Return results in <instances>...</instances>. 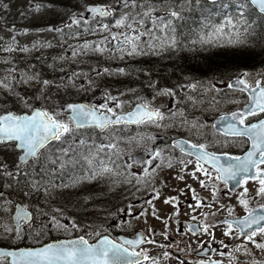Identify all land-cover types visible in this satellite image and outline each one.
Returning <instances> with one entry per match:
<instances>
[{
	"label": "rangeland",
	"instance_id": "obj_1",
	"mask_svg": "<svg viewBox=\"0 0 264 264\" xmlns=\"http://www.w3.org/2000/svg\"><path fill=\"white\" fill-rule=\"evenodd\" d=\"M69 1L71 0H0V80H5L6 83L10 84L9 89L0 87L2 110L4 106H8L15 112L28 111L33 107L34 102H37V106L55 111L57 110L55 105L82 99H87L91 103H98V105L107 103L108 107L114 108L116 111L131 107L141 97L139 92L135 90V85L133 86L134 89H124L125 81L137 75L124 70L126 65L123 66L125 64L123 59L124 57L141 55L149 47H143L145 37L140 36L139 40L136 41L138 47L135 52H131V45L118 50L116 48L117 42L113 41L111 36L127 32L129 29L126 26L118 27L116 21L122 15L131 17L134 14H142L149 7L153 9L151 16H156L155 18L170 17L171 10H176L180 14L184 13L189 3L188 0H137V7L132 5L125 7L119 6L118 0H73L71 5ZM59 2L66 5L67 11L68 7H71L72 12L63 13L60 11ZM94 2L110 5L113 8V20L116 14H118V18L109 23H104L101 19L88 20L83 9L87 3ZM178 4L183 7H179ZM38 5L39 8H37ZM56 15L63 16V20L55 21ZM77 18L81 20L79 25L73 23V20ZM104 24L108 25L107 30L102 27ZM69 25L71 26L69 27ZM59 27L62 31L48 30L49 28L59 29ZM134 27L140 28L145 34L148 33L143 25H134ZM219 36L224 38L230 35H227L221 26H215V29L210 30L206 38L217 40ZM101 41H103L102 45L100 44ZM86 43L90 45L87 49L82 47ZM98 45L104 48L103 52L96 50ZM9 46L12 47V51L6 50ZM24 48H27L28 51H22ZM177 49L179 50V47ZM160 51L161 45L159 43V47L154 46V52ZM74 52L75 55H73ZM113 62L117 64L115 68H113ZM105 69L108 71H104ZM23 76H36L38 79L28 83L19 82ZM44 80L50 81L46 88L41 83ZM133 83L137 85L136 81ZM214 84L208 87L195 85L192 89L193 105L197 103L196 98H199V108H208L209 102L201 97L213 90L212 93H214L215 89H211ZM105 94H110L115 100L108 102L105 99ZM21 97L27 98L28 106L21 102ZM166 99L167 95L160 92L154 101L162 103ZM214 107H218V104ZM60 117L65 118L63 115ZM166 120L169 123L172 122L170 117H167ZM156 129L158 130V127ZM97 132L90 130L74 133L71 140L66 136L60 142L68 141L64 142V145L65 149H69V153H76V150L80 148L84 154V159L86 156H92L93 145H98L95 149L97 152V148L100 146L115 144L114 149L105 147L104 151L110 150L113 157L118 156L117 161H126L136 148L143 146V140L138 135L135 136L134 134L133 137L128 138L123 135L120 129L111 128L100 134ZM80 139L86 141V146L79 144ZM47 153L48 151L45 154ZM16 157L17 152L11 144L0 146V163L8 165L4 169L5 172L9 171L15 164ZM42 160L43 156L41 157ZM47 165L46 162L45 168L48 170ZM86 165L89 167H86L84 173L71 172L73 171L72 168L65 166V172L64 169H59L57 175L53 172L44 175L40 168V162L30 161L21 171L34 169L33 177L38 181L43 177L42 182L47 187V192L43 189L40 192L32 191L29 187L30 180L26 176L21 175L13 178L0 175V192L3 193V196H0V244L13 247L37 246L48 238L70 237L77 234H83L94 240L104 233L113 235V227L117 230L120 229L121 232H133L135 229H139L147 231L149 236L156 241L155 244H151L152 249H154L153 257L146 260L144 264H152L153 261L158 262V264H184L193 259L192 250L198 244L216 242V245L221 247L220 242L223 241L229 247H237L247 243V241H238L235 231L232 236H225L222 225L209 229L214 234L215 239L205 233L201 235L191 234L184 227V223L193 220V216L202 224L218 223L214 219H210L211 213L214 212L212 207L193 209L186 205L185 208L179 210L178 216L174 215L176 211L174 206L166 204L164 201L169 197L180 196V190L175 194L174 191L163 189L158 198H154L145 206L140 203L144 197L134 194L132 197L133 204L129 205L132 208L126 209L120 215L117 216L119 212L115 211L113 215L103 217L100 212L92 208L90 211L88 210L89 215L87 217L89 220L78 223L72 215L70 217L67 204L70 201L78 200L87 203L91 196L103 199V196L108 193L107 180L122 174L118 170L121 167L120 164L111 163L110 165L108 163L106 164L107 167L112 168L113 172L93 177L92 170L97 169L96 161L92 158V164L86 162ZM71 166L73 167V165ZM53 168L58 169V165H53ZM165 179L167 178L165 177ZM170 180L176 182L175 179ZM162 181H164L163 178L157 182L160 184ZM92 185H95L94 188ZM133 190L136 191V189ZM144 193L147 195L148 189H145ZM239 193L226 195V199L220 202L225 206V210H221L219 215L228 214V207H231L233 213L236 214L245 212L237 200ZM16 203L22 204L34 213L31 225H25L27 231L24 232L23 239H16L11 233H4L2 227L3 225L13 226L12 215ZM57 205H60V208H56ZM153 209H155L156 215H153ZM204 214L207 215V219H205ZM53 218L60 224L74 226L67 230L58 228L53 222ZM179 223L183 225V232L181 233L177 231ZM168 233L174 240L167 236ZM164 239L170 243L163 244L162 240L164 241ZM157 244L159 245L156 247ZM160 245H164V247ZM159 248L164 251H159ZM170 251L175 254V259L171 262L170 259L167 261L168 256L165 257L164 255L166 252L169 254ZM2 264H6V260Z\"/></svg>",
	"mask_w": 264,
	"mask_h": 264
},
{
	"label": "snow or ice",
	"instance_id": "obj_2",
	"mask_svg": "<svg viewBox=\"0 0 264 264\" xmlns=\"http://www.w3.org/2000/svg\"><path fill=\"white\" fill-rule=\"evenodd\" d=\"M251 4L258 6L261 12H264V0H251ZM132 5L137 7V0H124V6L128 7ZM6 7V5H5ZM39 8V5L37 6ZM93 15H99L101 17L108 16L111 14L109 9L104 7H91L88 9ZM153 9L151 7L144 10L142 14H134L131 17L128 15H122L120 19L116 21L118 27H127L129 31L117 33L112 35L111 39L116 41V48L122 50L125 46L131 45V52L137 50L136 41L139 40L142 32L140 28L134 27V25H143L145 18L152 19L153 28L159 27L161 30L172 28V20L159 18H152L151 13ZM169 16L172 18L180 19V13L176 10H171ZM73 23L79 25L81 20L79 18L74 19ZM86 23V21H85ZM227 24L231 25L232 21L228 20ZM71 25H69L70 27ZM102 27L107 30L108 25L104 24ZM235 27V26H233ZM49 31H62L61 29L49 28ZM219 31V30H218ZM230 44L237 47L243 44L241 40H229ZM103 44V41L100 42ZM172 46H175L174 39L172 40ZM83 48L87 49L90 47L89 44L82 45ZM7 51H12V47L9 46ZM97 51L103 52L104 48L99 45L96 48ZM22 51H28L27 48ZM76 53L74 52L73 55ZM104 71H108L105 69ZM7 79V78H5ZM38 77L23 76L21 81L28 83L31 80H37ZM46 88L50 81L44 80L41 82ZM237 85H242L241 91L249 89L252 93L250 105L246 110H240L233 112L230 115L220 117V121L224 126V134L234 138H245L250 142L249 150L243 156H234L228 153H210L208 151V145L196 144L190 141H179L174 142L172 147H179L182 152H186L189 157H194L188 161H181L185 164V167L189 163L195 164V170L191 172L194 179L200 180L196 175L197 172L201 173L204 177H207L212 182L213 191V202L204 203L202 202L195 189H190L192 192L193 200L195 204L189 205V207L196 209L201 207L211 208L213 203H219L216 199L217 193V182L228 185L229 182H234L236 185H247L249 181H253L257 184L255 196L249 195V189L245 186L243 191L237 196L238 203L246 211V215L242 218L233 217V209L227 208L228 217L219 221L218 224H201L187 225L188 231L194 235L205 233L215 239L214 234L209 231L210 228H214L220 225L224 226V235L232 236L233 232L236 233V238H244L245 240L253 243L256 248L264 251V243H258L254 237L259 233L264 237V204H258L257 208H250V200L260 198L264 199V119L259 120L257 123L246 124L245 121L249 116H255L258 113H264V87L261 86V82L257 81L255 86L252 87L246 83L244 79H237L235 81ZM234 85L229 84L228 87L232 88ZM0 87L5 89L10 88V84L6 83L5 80H0ZM192 87H195L193 85ZM43 91V89H42ZM166 95H172L171 91H165ZM21 102L28 106V100L25 97H21ZM105 99L108 102L115 100L110 94H105ZM57 110L50 111L43 107L34 108L31 110V114L16 115L14 113H8L0 115V145L11 144L12 148L17 152L16 162L12 168L5 172L4 169L8 167L6 163H0V175H7L15 178L16 176H26L30 180L29 187L32 191L40 192L43 189L47 192V187L41 180L38 181L33 177L34 169L28 171H21L29 161L40 162V168L44 175H49V171L45 168V163H51L58 165V169H53L52 172L59 169L65 168L67 163H73L71 159L65 160L64 157L69 156V149L60 147L58 149L59 155H56L55 159L45 153L48 151V146L52 145L53 142H60L62 138L68 137L71 140L73 134L81 129L98 128L104 130L109 126L120 125L122 122L125 124L136 123L141 124L145 122L154 123L160 126L159 121L164 119L163 114L156 109L151 108L147 103L138 105L136 109L127 114H117L114 108L108 107L107 103L101 105L86 104V103H64L62 105H55ZM119 107V104H117ZM64 116V119H60V116ZM65 143L68 141H64ZM79 144L86 146L84 139L79 140ZM71 147V145H70ZM95 147V145H93ZM105 147L114 149L115 144H108L106 146H100L97 148V152L104 151ZM91 152V149H89ZM162 151H153L154 157L160 158ZM55 154V153H53ZM43 160L41 161V157ZM85 159L91 165L92 158L86 156ZM163 163V160H161ZM207 165V167H205ZM185 168H181L184 171ZM113 172L112 168L101 165L97 169H93V177L96 175H103L105 173ZM147 174V173H146ZM183 179V177H179ZM201 187H207L208 185L204 180H200ZM231 192L232 189H229ZM0 196L3 193L0 192ZM159 197V193H155V198ZM166 204L174 206L176 211L174 215H179V199L177 197H169L164 201ZM223 209L224 205H220ZM153 215H156L155 209H153ZM215 215V213H213ZM205 219L207 215L204 214ZM232 217V219H229ZM157 219L159 217L157 216ZM196 220V217H192ZM53 222L58 228L67 230L69 227L74 225L68 224L63 225L53 218ZM25 225H31V215L24 212L23 209H19L13 219V226L9 227L3 225L4 233H11L16 239H23L24 232L27 231ZM167 227V222L165 221ZM97 235H99L97 233ZM143 243L155 244L156 241L147 237L141 236L138 240H124L123 242L117 243L114 240L104 237L100 239L96 244H90L88 240L83 237L77 240H69L58 243H49L38 248H18L15 250L0 249V264L3 261H8V264H140V261L129 260L130 256L142 257L144 260L151 259L142 251H129L128 246H135ZM222 247H229L220 242ZM164 247V245H160ZM170 246V245H169ZM243 250L245 254L251 255L250 251L246 246L241 245L234 249L236 252ZM221 256L227 255L229 260L232 261L234 258L231 253L218 252L213 250ZM207 254V253H205ZM165 257L169 254L164 253ZM152 264H158L153 261ZM205 264V262H201ZM211 264H222L220 261H211ZM252 264H264V262L253 260Z\"/></svg>",
	"mask_w": 264,
	"mask_h": 264
},
{
	"label": "flooded vegetation",
	"instance_id": "obj_3",
	"mask_svg": "<svg viewBox=\"0 0 264 264\" xmlns=\"http://www.w3.org/2000/svg\"><path fill=\"white\" fill-rule=\"evenodd\" d=\"M148 31L155 32L154 28H146ZM147 39V37H145ZM149 44L144 43L143 47H148ZM169 48L161 50L158 53L153 50H145L140 55L138 61L139 68V84L136 89L141 99L137 102L147 103L150 107L159 110L164 119L159 121L160 126L154 123L145 122L137 126H126L127 132H132L142 138L143 146L141 152H153L162 151L160 158L151 155L147 161L143 164L134 165L129 160L125 161L124 168L128 176L137 178L138 181V194L144 197L141 201L145 204L151 202L155 198V193H161L163 189L174 191L175 194L180 190L181 195L177 196L179 199V210L185 208L186 205H193L196 203L193 200L192 192L190 189H195L199 199L204 203L213 202L212 182L197 172L196 175L200 180H204L208 185L207 187H201L200 180L194 179L191 172L195 170V164L189 163L182 164L181 161H188L194 157H189L186 152H182L179 147L173 148L174 142L190 141L196 144L208 145V151L210 153H228L234 156H243L250 147V142L245 138H234L226 136L224 134V126L220 121V117L230 115L233 112L244 110L250 103L251 97L248 93L241 91L237 88H229L230 80H225V76H214L212 82L215 83L211 87L215 89V92H208L201 98L209 102L208 108H199V98H196L197 103L193 105V85L194 83L205 82L209 79L208 73L194 74L192 62H179V65L174 61L169 60L168 57L174 56V51ZM261 66L254 68L250 71H237L250 86L254 87L257 81L261 82V86L264 87V62H257ZM236 77V76H235ZM208 87V86H207ZM124 89H134L131 85V80L127 79ZM170 90L172 95H167V99L158 103L154 101V98L161 92ZM165 104H167L165 106ZM218 104V107L214 105ZM197 105V106H195ZM127 110L130 109L126 108ZM167 117L172 119V122L166 120ZM264 119V113H258L255 116H249L245 121L246 124L257 123L259 120ZM158 127V130L156 129ZM163 160V163H161ZM207 167V165H205ZM181 168H185L181 171ZM147 173V174H146ZM183 177L180 179L179 177ZM165 177L167 179H165ZM162 183L159 184L158 180L162 179ZM170 179H175L176 182ZM159 185V187H157ZM249 189V195L255 196L257 184L253 181H249L247 185H238L232 191H229V186L223 183L217 182L216 199L219 203H213L214 209L211 213L216 223L224 219L226 215H219L222 210L220 207L221 201L226 199V195H234L243 191V187ZM148 189V194L145 195L144 190ZM258 204H264V199L256 198L250 200L249 207L257 208ZM245 214V213H244ZM233 213V217H236ZM192 222L201 223L200 220L185 221L184 227L188 230L187 225ZM177 231L183 232V225H177ZM190 232V231H189ZM193 234L192 232H190ZM196 234V235H201ZM171 238V234H167ZM152 239V238H150ZM174 240V238H171ZM241 239H244L241 237ZM254 239L258 243H264V237L261 234H257ZM164 244H169L168 240L163 241ZM244 245L250 251L251 255L245 254L243 250L236 252L232 255L234 258L229 260L228 256H219L213 250H218L219 247L215 243L198 244L196 248L192 250L193 259L186 261L184 264H199L206 261H220L222 264H252L253 260L264 262V251L255 247L251 242ZM222 246V245H221ZM146 247V246H145ZM223 253H226V248L222 247ZM148 254H153V251H147ZM207 253V254H205ZM242 253V254H240Z\"/></svg>",
	"mask_w": 264,
	"mask_h": 264
},
{
	"label": "trees",
	"instance_id": "obj_4",
	"mask_svg": "<svg viewBox=\"0 0 264 264\" xmlns=\"http://www.w3.org/2000/svg\"><path fill=\"white\" fill-rule=\"evenodd\" d=\"M71 3L73 0L69 2L70 5ZM238 3L242 7H239ZM60 5V11L68 13L65 9L66 5ZM60 18L63 19V16H56V20ZM226 20H231L232 24L231 26L225 25L223 31L235 30L236 34L232 32L230 33L231 38L219 36L217 40L205 43L202 38L205 32V23H208L213 29L215 25L226 23ZM173 22L177 42L182 44L176 52L177 55L174 54L168 59L177 65L181 61L192 62L194 74L204 75L206 72L210 77L232 76L237 74L238 70L244 72L260 66L258 61L264 62V16L245 1L209 2L199 0L196 2V0H191L186 6L185 13L180 16V19L175 18ZM190 39H192V48L189 52V49L184 45H188ZM229 40H241L243 44L237 47L230 44ZM8 108V106H4V109ZM55 155L57 154L55 153ZM64 159L74 161L66 164V168H72L71 172L77 174L84 172L86 159H84L80 148L76 150V153H69V156ZM125 201H129V193L125 188L123 189L121 178H117L113 185V192L108 191L103 199L91 196L87 203L79 200L70 201L67 208L74 220L79 223L89 219L87 217L88 210L90 211L92 208L103 214L107 213L111 207H121Z\"/></svg>",
	"mask_w": 264,
	"mask_h": 264
},
{
	"label": "water",
	"instance_id": "obj_5",
	"mask_svg": "<svg viewBox=\"0 0 264 264\" xmlns=\"http://www.w3.org/2000/svg\"><path fill=\"white\" fill-rule=\"evenodd\" d=\"M210 1H219V0H210ZM250 2H251V0H249ZM121 3H124V0H121ZM255 6V5H254ZM91 7H104V8H106L105 6H103V5H93V4H90V5H88L87 7H86V9H87V13H88V16L89 17H94V16H96V15H93L91 12H89L88 11V9L89 8H91ZM258 10H259V8H258V6H255ZM107 9V8H106ZM260 11V10H259ZM261 12V11H260ZM263 14H264V12H262ZM247 91H249V92H251L249 89H246ZM77 103H85V102H77ZM87 104V103H86ZM138 105H136L135 107H134V109L132 110V111H134L135 109H136V107H137ZM131 111V112H132ZM128 113H130V112H128ZM6 114H8V113H6ZM24 114H26V113H24ZM119 114H127V113H119ZM118 114V115H119ZM5 115V114H4ZM123 123V122H122ZM121 123V124H122ZM131 124H136V123H131ZM135 160L136 161H138L139 160V155L137 154L136 156H135ZM19 209H23L24 210V212H26V213H28V214H30L31 215V213L27 210V209H25V207L24 206H22L21 204H17V206H16V211H15V213H14V215H13V219H14V217H15V215H16V213H17V211L19 210ZM79 238H81V237H77V238H72V239H67V240H58V241H54V242H50V243H58V242H63V241H69V240H77V239H79ZM104 238V237H103ZM103 238H101V239H103ZM108 238V237H107ZM85 239V238H84ZM108 239H111V238H108ZM112 240V239H111ZM121 240L122 241H124V240H129L128 238H121ZM96 243H98V241L96 242ZM95 243V244H96ZM47 244H49V243H47ZM46 245V244H45ZM139 245V244H138ZM135 246H137V245H135ZM21 248H27V247H21ZM38 248V247H37ZM0 249H4V248H1L0 247ZM8 250H15V249H8ZM129 260H131V261H137V260H140V257H137V256H130L129 257Z\"/></svg>",
	"mask_w": 264,
	"mask_h": 264
}]
</instances>
